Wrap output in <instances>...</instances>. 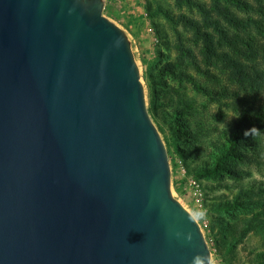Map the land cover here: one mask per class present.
<instances>
[{"label": "water", "instance_id": "1", "mask_svg": "<svg viewBox=\"0 0 264 264\" xmlns=\"http://www.w3.org/2000/svg\"><path fill=\"white\" fill-rule=\"evenodd\" d=\"M103 7L0 0V264L211 259L172 196L130 41Z\"/></svg>", "mask_w": 264, "mask_h": 264}, {"label": "rangeland", "instance_id": "2", "mask_svg": "<svg viewBox=\"0 0 264 264\" xmlns=\"http://www.w3.org/2000/svg\"><path fill=\"white\" fill-rule=\"evenodd\" d=\"M213 1L104 0L102 14L120 27L130 41L144 89L146 109L166 149L172 196L193 214L198 207L189 181L195 180L203 190L204 208L207 210L206 218L197 221L210 249L211 259L215 258L217 264H253L257 259L256 254L264 253V211L260 210L262 205L245 206L258 197L252 194L240 197L238 189L251 179L264 181V130L259 132L262 143L258 161L247 158L231 161L233 168L245 171L241 177L234 179L227 173L196 177L189 170L190 164L176 151L173 131L152 110V92L156 94V101H164L167 111L182 104L189 107L191 114L188 117L192 119L193 129L196 130L193 132L194 138L203 149L210 141L217 139L219 132L232 121L234 110L231 99L217 100L199 88V84L208 83L209 80L231 84L226 80L227 67L219 58L208 63L204 56L202 37L196 35L188 24L172 23L167 18V15L176 17L183 14L196 20L200 23V29L210 33V40L214 43L219 41L224 47V34L241 33L243 27L255 30L246 19L248 14L256 17L255 12L233 0H215L228 15L242 17L239 24L234 25L223 16L222 10L212 6ZM199 3L208 8L209 15L200 9ZM204 15L213 22L205 21ZM220 28H223V34L219 32ZM168 62L172 63L173 74L159 70ZM236 197L243 203L233 204ZM225 201L234 206L226 208Z\"/></svg>", "mask_w": 264, "mask_h": 264}, {"label": "trees", "instance_id": "3", "mask_svg": "<svg viewBox=\"0 0 264 264\" xmlns=\"http://www.w3.org/2000/svg\"><path fill=\"white\" fill-rule=\"evenodd\" d=\"M233 1L241 3L257 14L256 17L251 14L246 17L255 30L251 31L248 27L241 26L243 27L241 33L224 34L226 47L219 41L214 43L212 39L210 40V33L200 29V23L196 20L183 14L176 17L167 15L172 23H186L192 27L196 35L202 37L207 62L211 63L214 58H219L228 69L226 80L231 83L209 80L208 83L199 84L204 94L212 95L217 100L230 98L234 110L232 121L219 132L217 139L209 142L206 149L196 143L193 134L196 130L193 129L192 119L188 117L191 114L189 107L186 108L182 104L177 105L172 111H167L164 101L162 99L156 101V94L152 92L153 114L165 120L173 131L172 137L176 143V151L186 163L190 164L189 170L196 177L206 178L227 173L237 179L245 174V171L242 168H233L231 161L242 158L258 161L260 157L262 141L259 132L264 130V0ZM212 6L222 10L223 16L232 24L237 25L241 21L242 17L228 15V12H225L215 0ZM199 7L208 14L209 10L203 3H199ZM204 20L213 22L207 15H204ZM220 30L219 32L223 34V28ZM159 70L169 74L174 72L172 63L169 62ZM246 131L249 132L247 136ZM203 155L205 156L202 158ZM249 194L257 196L258 199L251 201L250 204L246 203L245 206L262 205L260 210L264 211V181L251 179L245 186H239L238 195L240 197H247ZM232 202L236 205L243 203L237 197ZM233 204L225 201L224 206L230 208L234 206ZM256 256L257 259L253 264H264V253H258Z\"/></svg>", "mask_w": 264, "mask_h": 264}, {"label": "clouds", "instance_id": "4", "mask_svg": "<svg viewBox=\"0 0 264 264\" xmlns=\"http://www.w3.org/2000/svg\"><path fill=\"white\" fill-rule=\"evenodd\" d=\"M252 130V129H251ZM250 130V131H251ZM258 131V130H257ZM245 135H249V132L246 131ZM207 216V210L201 209V210H195L193 213V220L199 219L203 220ZM174 236L178 239L183 238L185 241H191L192 240V233L187 232V233H182L180 231H176L173 233ZM189 264H217V260L215 258L213 259H206L203 255L201 254H196L192 257L191 261Z\"/></svg>", "mask_w": 264, "mask_h": 264}, {"label": "built area", "instance_id": "5", "mask_svg": "<svg viewBox=\"0 0 264 264\" xmlns=\"http://www.w3.org/2000/svg\"><path fill=\"white\" fill-rule=\"evenodd\" d=\"M150 29V28H148ZM189 188L191 189L192 195L194 197V201L197 204L198 210L204 209V201H203V190L200 185L195 180L189 181Z\"/></svg>", "mask_w": 264, "mask_h": 264}]
</instances>
